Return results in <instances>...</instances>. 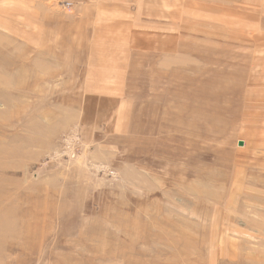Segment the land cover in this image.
<instances>
[{
	"label": "rangeland",
	"instance_id": "obj_1",
	"mask_svg": "<svg viewBox=\"0 0 264 264\" xmlns=\"http://www.w3.org/2000/svg\"><path fill=\"white\" fill-rule=\"evenodd\" d=\"M83 6L0 0V264H264V16L98 81Z\"/></svg>",
	"mask_w": 264,
	"mask_h": 264
},
{
	"label": "crops",
	"instance_id": "obj_2",
	"mask_svg": "<svg viewBox=\"0 0 264 264\" xmlns=\"http://www.w3.org/2000/svg\"><path fill=\"white\" fill-rule=\"evenodd\" d=\"M37 1L45 3L62 0ZM69 1L84 5V14L89 21L86 30L100 38L96 42L99 43L97 47L101 48L102 54L96 52L90 61L85 62L83 68L86 79L98 81L114 76L121 77L120 73H124L126 67L122 65L117 67L115 64H120L118 56H109L104 49L124 47L132 52L172 54L174 47L172 33L187 32L192 24L199 27L212 22L214 25H224L230 31L233 29L247 32L262 29V19L253 20V17L264 16V0ZM174 17H179L180 21L176 20L174 23ZM198 27L191 28L199 30ZM75 71L79 72L80 69L77 67ZM110 84L111 88H117L111 82ZM105 87L102 86L103 89Z\"/></svg>",
	"mask_w": 264,
	"mask_h": 264
},
{
	"label": "water",
	"instance_id": "obj_3",
	"mask_svg": "<svg viewBox=\"0 0 264 264\" xmlns=\"http://www.w3.org/2000/svg\"><path fill=\"white\" fill-rule=\"evenodd\" d=\"M244 144V141H239V145H243Z\"/></svg>",
	"mask_w": 264,
	"mask_h": 264
},
{
	"label": "bare ground",
	"instance_id": "obj_4",
	"mask_svg": "<svg viewBox=\"0 0 264 264\" xmlns=\"http://www.w3.org/2000/svg\"><path fill=\"white\" fill-rule=\"evenodd\" d=\"M170 28V27H169ZM159 29V28H158Z\"/></svg>",
	"mask_w": 264,
	"mask_h": 264
}]
</instances>
